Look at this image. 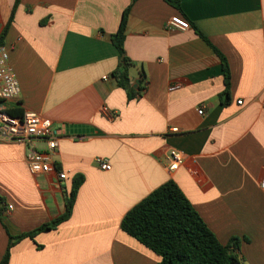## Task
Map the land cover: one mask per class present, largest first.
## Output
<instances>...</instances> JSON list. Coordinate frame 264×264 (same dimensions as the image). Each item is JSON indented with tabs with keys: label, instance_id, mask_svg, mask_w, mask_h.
<instances>
[{
	"label": "crops",
	"instance_id": "obj_1",
	"mask_svg": "<svg viewBox=\"0 0 264 264\" xmlns=\"http://www.w3.org/2000/svg\"><path fill=\"white\" fill-rule=\"evenodd\" d=\"M16 3L1 46L21 94L0 106L36 112L61 135L55 169L35 175L0 124V262L10 237L65 213L82 175L70 219L18 241L9 264H159L121 224L170 180L222 244L241 240L243 264H264V0H184L181 11L164 0H0V37ZM129 7L125 55L133 89L143 88L133 97L113 77L112 37ZM176 16L191 28L169 29ZM172 150L185 154L175 171Z\"/></svg>",
	"mask_w": 264,
	"mask_h": 264
},
{
	"label": "trees",
	"instance_id": "obj_2",
	"mask_svg": "<svg viewBox=\"0 0 264 264\" xmlns=\"http://www.w3.org/2000/svg\"><path fill=\"white\" fill-rule=\"evenodd\" d=\"M135 1L132 0V3ZM164 1L181 11V4L184 0ZM16 9L17 3L13 8L10 22L0 37V46L13 22ZM129 12L130 7L125 11L119 29L112 37L113 43L121 55L120 70L114 73L113 77L133 97L140 95L143 88H139L138 92L133 89L129 74L132 64L125 55L124 42ZM220 57L226 85L223 95H227L231 86L230 68L226 57L222 54ZM9 113L12 116H21L16 111H9ZM83 183L84 176L82 175L73 180L71 192L66 198V211L62 216L44 224L34 232L23 234L17 238L10 237L7 251L0 264L10 263L11 250L18 241L25 238L34 239L38 233L56 230L62 223L68 221L72 216L77 195ZM0 203H3L1 198ZM121 228L159 256V264H243L239 256L241 240L232 238L227 245L222 244L180 187L172 180L160 186L133 207L124 217Z\"/></svg>",
	"mask_w": 264,
	"mask_h": 264
},
{
	"label": "built area",
	"instance_id": "obj_3",
	"mask_svg": "<svg viewBox=\"0 0 264 264\" xmlns=\"http://www.w3.org/2000/svg\"><path fill=\"white\" fill-rule=\"evenodd\" d=\"M169 29L187 31L191 28L190 22L182 17L172 18L168 24ZM106 81L109 77L104 78ZM148 83H146V86ZM21 89L19 81L10 65V52L5 46H0V102H15L20 98ZM242 104V101H239ZM104 114L109 115V110L104 108ZM203 115L204 109L198 110ZM114 117V115H112ZM0 124L4 137L15 143L23 144L27 148V163L30 171L35 175L49 174L55 169L56 156L59 149L60 130L55 128L52 121L42 117L36 112L26 111L21 116H12L9 111L0 106ZM178 133V129H172ZM41 142L43 148L37 146ZM170 169L178 170L185 161V154L181 151L172 150L168 156ZM97 164L100 169L109 171L112 169L110 162L98 158ZM60 180H66L67 174L59 172ZM261 187L264 189V173L261 178ZM13 210V206H9Z\"/></svg>",
	"mask_w": 264,
	"mask_h": 264
},
{
	"label": "water",
	"instance_id": "obj_4",
	"mask_svg": "<svg viewBox=\"0 0 264 264\" xmlns=\"http://www.w3.org/2000/svg\"><path fill=\"white\" fill-rule=\"evenodd\" d=\"M137 83H139V82L137 81Z\"/></svg>",
	"mask_w": 264,
	"mask_h": 264
}]
</instances>
